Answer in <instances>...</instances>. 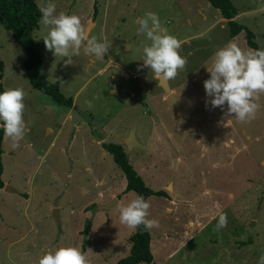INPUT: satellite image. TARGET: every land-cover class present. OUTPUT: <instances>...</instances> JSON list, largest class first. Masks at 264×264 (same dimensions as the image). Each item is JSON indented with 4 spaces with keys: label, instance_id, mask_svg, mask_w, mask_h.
Returning a JSON list of instances; mask_svg holds the SVG:
<instances>
[{
    "label": "rangeland",
    "instance_id": "rangeland-1",
    "mask_svg": "<svg viewBox=\"0 0 264 264\" xmlns=\"http://www.w3.org/2000/svg\"><path fill=\"white\" fill-rule=\"evenodd\" d=\"M231 1L234 20L264 49V0ZM52 2L57 13H76L89 36L102 35L112 47L103 59L82 48L66 65L67 58L46 48L41 26L33 32L42 73L74 101L64 106L32 84L24 70L25 50L0 23L1 82L4 90L23 88L29 128L15 149L3 138L0 264H38L42 254L62 244L80 247L90 264H116L129 255L136 229L120 223L118 204L136 193L124 194L127 179L104 148L108 143L121 144L146 185L165 193L147 199L149 218L159 221L149 231L157 264H259L264 255V94L255 119L240 123L225 114L227 105L207 103L204 88L210 78L204 65L211 66L219 48L235 42L253 50L246 31L232 37L228 20L208 0ZM147 12L158 14L187 59L169 81L182 124L153 73L141 67L143 47L151 41L135 21ZM132 130L142 146L127 144ZM221 214L227 215V226L217 230ZM88 222L92 229L84 246Z\"/></svg>",
    "mask_w": 264,
    "mask_h": 264
},
{
    "label": "clouds",
    "instance_id": "clouds-1",
    "mask_svg": "<svg viewBox=\"0 0 264 264\" xmlns=\"http://www.w3.org/2000/svg\"><path fill=\"white\" fill-rule=\"evenodd\" d=\"M41 13L39 25L45 46L54 50V56L67 58L66 65L73 64V57L81 54L95 55L103 59L112 47L111 42L101 35L89 36L81 18L76 13L60 11L52 0H37ZM138 32L151 41L143 47V65L154 75L155 80L171 81L187 64L181 55L180 40L161 26L157 13L147 12L135 21ZM210 78L204 81L207 103L213 108L227 105V116H234L240 123H250L255 119L261 105L258 103L264 94V49H243L235 42H229L213 55L211 66L204 65ZM25 92L22 87H10L0 92V127L5 140L12 142L13 149L29 130L24 118ZM119 220L130 228L141 225L145 230L159 227V221L150 217V202L142 195L136 196L127 204L119 203ZM227 226V215L219 216L217 230ZM38 264H90L88 253L75 245H60L48 250L39 258ZM264 264V255L259 258Z\"/></svg>",
    "mask_w": 264,
    "mask_h": 264
},
{
    "label": "trees",
    "instance_id": "trees-1",
    "mask_svg": "<svg viewBox=\"0 0 264 264\" xmlns=\"http://www.w3.org/2000/svg\"><path fill=\"white\" fill-rule=\"evenodd\" d=\"M211 5L216 7L223 18L228 20L231 29V36L238 35L241 31H246L248 45L253 50H259V46L254 41V33L243 24L234 20L237 9L231 0H208ZM41 13L37 8L35 0H0V23L13 34V38L25 50L27 57L24 61V70L32 84L42 93L49 95L55 102L64 106H73L72 98L66 97L60 90L58 81H51L42 73L43 60L41 53L33 40V32L39 27V18ZM4 65L0 59V92L4 90L1 82V75ZM4 138L3 128L0 127V189L4 187L3 181V164H2V143ZM104 148L113 155L116 163L122 169L127 179L125 191H134L136 195H142L146 200L150 194L164 195V192H154L148 187L130 162L124 147L117 143H108ZM92 229V223L88 222L85 228L84 246H86L87 236ZM131 236L130 253L120 259L116 264H155L153 263L154 255L151 251V234L141 225L135 228Z\"/></svg>",
    "mask_w": 264,
    "mask_h": 264
},
{
    "label": "water",
    "instance_id": "water-1",
    "mask_svg": "<svg viewBox=\"0 0 264 264\" xmlns=\"http://www.w3.org/2000/svg\"><path fill=\"white\" fill-rule=\"evenodd\" d=\"M158 84L167 93V100L169 102V106L172 110L175 111L180 123L182 124L183 119H182L181 108H180L176 93L171 88L170 82L162 79L161 81H158ZM127 144L129 146H142V144L136 138L135 130L131 131L130 136L127 139ZM6 189L13 190L11 187H8V186L6 187ZM111 203L112 202H109L108 204L102 205L100 207L107 208ZM58 211H59V208L54 209V216L56 219H59Z\"/></svg>",
    "mask_w": 264,
    "mask_h": 264
},
{
    "label": "crops",
    "instance_id": "crops-1",
    "mask_svg": "<svg viewBox=\"0 0 264 264\" xmlns=\"http://www.w3.org/2000/svg\"><path fill=\"white\" fill-rule=\"evenodd\" d=\"M4 184H5V182H4ZM126 186H127V182L126 183H124L123 182V187H122V189H123V192H124V194L125 193H127L126 191H125V188H126ZM115 187H117V186H114L113 188H115ZM2 189V188H1ZM117 189V188H116ZM116 189H114V190H116ZM7 190V189H6ZM129 192V194L132 192V191H128ZM134 192V191H133ZM137 196V195H136ZM229 197H233V194L231 193V194H229ZM117 200H119V197L117 198ZM132 234H134V232L132 233ZM131 234V235H132ZM153 238L151 239V251H152V253H153V255H154V260H153V263H155V264H157L156 263V255H155V253H154V251H153ZM142 264H144V263H142Z\"/></svg>",
    "mask_w": 264,
    "mask_h": 264
}]
</instances>
